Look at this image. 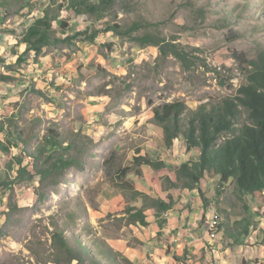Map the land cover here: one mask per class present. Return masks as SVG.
Segmentation results:
<instances>
[{
	"label": "rangeland",
	"instance_id": "rangeland-1",
	"mask_svg": "<svg viewBox=\"0 0 264 264\" xmlns=\"http://www.w3.org/2000/svg\"><path fill=\"white\" fill-rule=\"evenodd\" d=\"M51 1L55 8L63 5L60 17L69 24V33L90 28L98 36L94 43L50 48L52 66L35 74L28 70V60L17 65L5 57L6 65L18 72L9 73L19 83L0 93V127L5 129L0 138L9 148L0 151V264H68L67 255L53 245L54 231H63L77 250L79 260L71 264H99L101 252L92 245L119 224L111 216L97 221L91 212L106 182L131 185L129 176H138L133 165L138 150L160 151L163 128L156 124L153 109L181 101L197 111L235 99L250 73L238 54L250 60L264 54V0H111L101 18L76 14L68 0H0V52L6 46L1 43L8 37L19 40ZM112 25H118L121 34L106 32ZM131 30L133 35L150 32L175 43L189 60L172 53L161 56L155 46H139L125 34ZM116 62L121 63L117 69ZM8 70L0 67V73ZM95 103H102L100 113L94 111ZM246 122L243 112L238 125ZM49 130L58 131L63 145H70L62 152L75 162L57 185L54 178L43 184L38 176L18 174L16 164V156L37 150ZM180 140L185 141L182 136ZM180 150L190 160L200 155L197 149ZM157 156L162 161V153ZM122 169H129L127 175L122 176ZM218 182L219 177L214 187ZM261 197H254L257 209L250 215L255 228L264 223L252 219L264 216ZM221 198L213 206L212 219L215 212L228 217L220 202L238 219L249 216L233 182ZM239 223L243 226V220ZM256 238L264 246L263 228L247 243L254 245ZM119 256L117 263L127 264Z\"/></svg>",
	"mask_w": 264,
	"mask_h": 264
},
{
	"label": "trees",
	"instance_id": "trees-1",
	"mask_svg": "<svg viewBox=\"0 0 264 264\" xmlns=\"http://www.w3.org/2000/svg\"><path fill=\"white\" fill-rule=\"evenodd\" d=\"M109 4L111 0H68V7L76 14L90 13L98 18L104 15L106 6ZM62 7L63 5H58L55 8L51 1L43 10V14L35 18L23 31L19 43L26 44L27 48L18 56L17 65L26 62L28 54H32L34 61L38 62L39 58L48 54L52 47L62 44L71 45L74 42H95L98 31H92L90 28L69 33V24L60 17ZM111 31L121 34L118 25L106 28V32ZM59 32L64 37H60ZM125 34L131 36V39L141 47H158L161 56L172 53L183 62L189 60L187 54L175 43L167 42L159 35L150 32L133 35L132 30ZM238 57L243 59L250 73L247 84L239 88V95L235 99H226L222 104L211 109L202 106L197 111L189 109L184 102L176 101L156 106L153 112L156 124L163 128V142L167 148H171L182 136L188 151L194 149L200 151L197 160L185 161L178 168L177 179L179 182L183 181L182 186L188 189L198 188L205 201L199 185L208 172H213L219 177L216 194L222 197L227 192L228 185L233 182L238 199L249 208V199L257 194L262 196L264 203V54L257 60L246 59L242 53L238 54ZM6 64L7 59L0 55V67L9 69L8 73H0V83H13L17 79L9 72L14 69ZM243 112L246 114L247 122L238 125ZM188 113L190 115H187ZM185 115L188 117L187 120L184 119ZM4 130V126H1L0 134ZM42 139V145L37 150L27 151L25 157L16 156V164L19 166L18 174L38 176L43 184L46 180L54 178V185H57L59 178L75 164L73 159L65 155L70 150V145L64 146L60 133L55 130H49ZM49 150L51 153L42 159L45 152ZM63 150L65 153L62 152ZM0 151L9 152V148L1 138ZM140 152L141 150H138V154ZM133 165L136 173L141 174L140 169L143 165L156 168L161 167L163 162L154 161L145 154L135 156ZM128 170L122 169V176L127 175ZM116 185L131 190L133 197H139L144 202L140 208L135 206L126 208V212L130 215V222L146 225L145 211L148 207H154L157 216L173 207L171 200L166 202L151 197L136 191L128 184ZM174 185L178 184L174 183ZM249 227L248 224L244 229L245 234H248ZM222 228L225 226H218V230ZM52 240L54 247L67 255L68 264L79 260L77 250L71 247L63 231H54ZM98 243L99 241H96L92 245L94 249L101 246ZM123 259L127 264H133L129 259L125 257ZM96 260L99 264H110L102 258Z\"/></svg>",
	"mask_w": 264,
	"mask_h": 264
},
{
	"label": "crops",
	"instance_id": "crops-1",
	"mask_svg": "<svg viewBox=\"0 0 264 264\" xmlns=\"http://www.w3.org/2000/svg\"><path fill=\"white\" fill-rule=\"evenodd\" d=\"M1 44L6 46H1L4 53L0 52V55L11 56L15 61L27 48L26 44L9 37ZM12 47L14 51L11 52ZM32 56L28 54L27 58L31 62L28 70L33 74L52 66L49 53L41 56L38 62L31 60ZM21 71L24 72L25 69ZM13 73L18 72L14 70ZM18 81L15 82L19 83ZM15 82L0 83V93H3L4 89L7 91V86L15 87ZM93 109L100 113L102 103H95ZM182 146L187 149L186 142L179 138L171 148H167L163 142L160 151L147 149L146 153L138 154H148L154 161H158L157 154L162 153L161 160L166 166L154 168L143 165L140 169L141 174H137L135 169L138 176H129L134 180L130 181V186L151 197L173 202V207L160 216L156 215L154 207L146 208V225L130 222V215L126 212L129 206L142 207L144 202L141 198L133 197L131 190L118 187L116 184L122 183L120 181L106 182L103 186L97 197V208H93L91 217L98 221L111 216L113 220L117 218L119 226L112 227L109 231L110 236L102 235V240L98 243L101 246L95 248L97 252H101V258L110 264H119L117 263L119 254L133 264H264V249L260 248L264 246L259 239L256 238L254 245L247 243L254 235H259L260 228L264 230L263 222L259 228H255L250 221V215L257 209L254 197L259 195L249 199L248 203L253 204V207L248 208L249 216L242 219L234 217L227 203L220 202L224 208L222 212H226L228 217H222L215 212L213 217L217 214L219 219H213L215 224L225 228L209 231L208 223L213 220L211 218L213 206L223 199L216 194V187L213 185L218 177L213 172H208L201 180L199 188L204 194L205 201L198 188L188 189L179 184L176 171L183 162L190 161L191 158L188 154L181 153ZM192 151L194 150L190 152ZM171 155L175 157L171 158ZM192 158L197 160L199 156ZM261 200L260 206L264 207L262 197ZM252 219L257 223L259 219H264V216H255ZM239 220H243V226H240ZM248 224L250 225L248 234H245L244 229Z\"/></svg>",
	"mask_w": 264,
	"mask_h": 264
},
{
	"label": "built area",
	"instance_id": "built-area-1",
	"mask_svg": "<svg viewBox=\"0 0 264 264\" xmlns=\"http://www.w3.org/2000/svg\"><path fill=\"white\" fill-rule=\"evenodd\" d=\"M118 64H121V63H119V62L118 63L117 62L115 63L116 69H117V65ZM218 226H219L218 224H215L214 223V219L208 223V229H209V231H210V229H218Z\"/></svg>",
	"mask_w": 264,
	"mask_h": 264
},
{
	"label": "bare ground",
	"instance_id": "bare-ground-1",
	"mask_svg": "<svg viewBox=\"0 0 264 264\" xmlns=\"http://www.w3.org/2000/svg\"><path fill=\"white\" fill-rule=\"evenodd\" d=\"M214 219H215V220L219 219V215L216 214V215L214 216Z\"/></svg>",
	"mask_w": 264,
	"mask_h": 264
}]
</instances>
